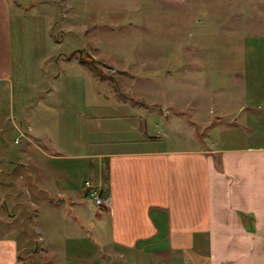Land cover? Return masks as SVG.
Returning a JSON list of instances; mask_svg holds the SVG:
<instances>
[{"label": "crops", "instance_id": "1", "mask_svg": "<svg viewBox=\"0 0 264 264\" xmlns=\"http://www.w3.org/2000/svg\"><path fill=\"white\" fill-rule=\"evenodd\" d=\"M80 57H64L47 88H19L17 112L13 10L0 0V131L11 124L20 132L13 143L22 140L32 151H11L41 156L56 192L49 204L61 216L71 211L63 217L70 220L64 243L50 241L45 254L58 264H157L158 257L171 264H264V143L256 142L264 136V83L244 87L251 102L234 116L255 124L249 142L172 146L158 144L164 136L150 138L157 136L141 117L131 126L101 119L103 110L77 77L84 67L92 74ZM88 180L103 189L106 205L86 195ZM20 253L16 238L0 236V264H20Z\"/></svg>", "mask_w": 264, "mask_h": 264}, {"label": "rangeland", "instance_id": "2", "mask_svg": "<svg viewBox=\"0 0 264 264\" xmlns=\"http://www.w3.org/2000/svg\"><path fill=\"white\" fill-rule=\"evenodd\" d=\"M10 2L16 111L19 88H47L64 57L81 56L92 74L85 67L76 74L90 90L87 99L103 110L101 119L131 126L141 117L148 132L164 136L158 144L220 148L249 142L255 124L234 116L251 102L244 87L264 83V0ZM29 100L37 109L39 96ZM19 135L11 124L0 131V236L19 241L20 264H58L45 254V244L64 243L70 220L63 217L71 211L65 208L61 216L49 204L56 192L41 156L11 151L27 149L22 137L13 143ZM256 142L264 143V136ZM156 262L171 264L160 257Z\"/></svg>", "mask_w": 264, "mask_h": 264}, {"label": "built area", "instance_id": "3", "mask_svg": "<svg viewBox=\"0 0 264 264\" xmlns=\"http://www.w3.org/2000/svg\"><path fill=\"white\" fill-rule=\"evenodd\" d=\"M85 189L89 191V195L95 199V203L98 207L106 205L107 200L100 196L99 190L92 184L90 180L85 182Z\"/></svg>", "mask_w": 264, "mask_h": 264}, {"label": "trees", "instance_id": "4", "mask_svg": "<svg viewBox=\"0 0 264 264\" xmlns=\"http://www.w3.org/2000/svg\"><path fill=\"white\" fill-rule=\"evenodd\" d=\"M150 138H158V137H150ZM217 167L220 169V170H222V165H221V162H220V160L218 159V161H217ZM98 190H99V193L103 196V189L102 190H100V188H98V187H96ZM89 191L88 190H86V195H88L89 196Z\"/></svg>", "mask_w": 264, "mask_h": 264}, {"label": "water", "instance_id": "5", "mask_svg": "<svg viewBox=\"0 0 264 264\" xmlns=\"http://www.w3.org/2000/svg\"><path fill=\"white\" fill-rule=\"evenodd\" d=\"M90 61V63L92 64V65H94L95 63V59H91V60H89Z\"/></svg>", "mask_w": 264, "mask_h": 264}]
</instances>
